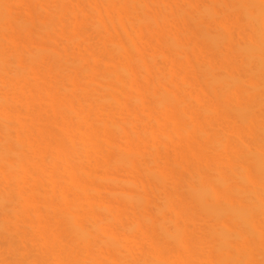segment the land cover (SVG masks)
<instances>
[{"label":"bare ground","instance_id":"obj_1","mask_svg":"<svg viewBox=\"0 0 264 264\" xmlns=\"http://www.w3.org/2000/svg\"><path fill=\"white\" fill-rule=\"evenodd\" d=\"M0 264H264V0H0Z\"/></svg>","mask_w":264,"mask_h":264}]
</instances>
